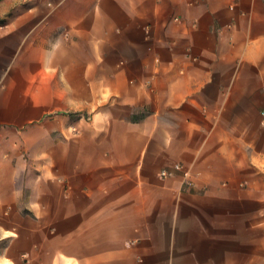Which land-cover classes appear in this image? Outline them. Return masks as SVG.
Returning a JSON list of instances; mask_svg holds the SVG:
<instances>
[{
	"label": "crops",
	"instance_id": "1",
	"mask_svg": "<svg viewBox=\"0 0 264 264\" xmlns=\"http://www.w3.org/2000/svg\"><path fill=\"white\" fill-rule=\"evenodd\" d=\"M16 18L0 118L61 104L70 140L27 191L0 161V264H264V0H25ZM23 87L25 111L2 105ZM175 162L190 184L159 176Z\"/></svg>",
	"mask_w": 264,
	"mask_h": 264
},
{
	"label": "rangeland",
	"instance_id": "2",
	"mask_svg": "<svg viewBox=\"0 0 264 264\" xmlns=\"http://www.w3.org/2000/svg\"><path fill=\"white\" fill-rule=\"evenodd\" d=\"M22 14H25V0H0V30L8 28L13 24V20L17 19L16 15ZM1 88L4 91L7 89L3 86ZM3 96L7 100L2 105L10 106L13 98V103L19 104L25 111V87L20 89L16 96L11 93ZM77 112L76 110L75 113ZM64 113H71V111L68 107L55 104L46 109L45 114L37 119L25 121V113H21V117L0 118V161L5 163L8 160L15 165L17 175L15 185L18 189L27 191L26 181L32 180L44 169L41 160H46L45 168L48 173L54 172L51 160L60 152L54 149V143L70 140L69 134H56L59 131L56 127L69 126L68 120L61 121L59 118L54 120L55 117L63 116ZM44 121L46 124L43 123ZM254 234L255 237H261L264 229L257 227ZM254 264L261 263L255 261Z\"/></svg>",
	"mask_w": 264,
	"mask_h": 264
},
{
	"label": "built area",
	"instance_id": "3",
	"mask_svg": "<svg viewBox=\"0 0 264 264\" xmlns=\"http://www.w3.org/2000/svg\"><path fill=\"white\" fill-rule=\"evenodd\" d=\"M261 123L264 124V109L261 110ZM176 171H180L182 176L185 178L184 184L188 185L190 182L186 180V177L188 176V169L184 167V165L181 162H175L170 167H163L159 170V176L166 177L170 176Z\"/></svg>",
	"mask_w": 264,
	"mask_h": 264
}]
</instances>
